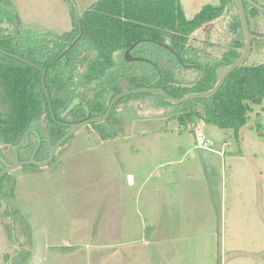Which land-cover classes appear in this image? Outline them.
Segmentation results:
<instances>
[{
    "label": "rangeland",
    "instance_id": "374dc122",
    "mask_svg": "<svg viewBox=\"0 0 264 264\" xmlns=\"http://www.w3.org/2000/svg\"><path fill=\"white\" fill-rule=\"evenodd\" d=\"M11 1L25 27L63 34L73 29L70 3L82 15L97 0ZM180 1L188 20L205 5H223L222 0ZM226 4L220 17L190 36L188 57L220 59L237 40H246L235 1ZM247 10L256 38L245 65L264 64V14ZM129 64L122 72L140 71ZM176 74L182 80L196 76ZM183 116L181 107L133 97L119 104L114 124L76 132L49 166L9 172L8 215L23 221L12 231L27 233L22 264H33L38 232L46 234L44 264H134L136 241L150 237L158 238L154 244L171 242L177 254L191 256L190 264H264L259 195L261 189L264 194V103L254 106L238 136L202 120L184 125ZM43 128L37 124L33 130ZM198 132L210 148H197ZM35 133L32 149L40 142ZM49 141L40 161L50 155ZM11 154L4 155L9 162ZM3 169L0 163V173ZM166 215L182 224L164 232ZM4 235L0 230V242ZM147 252L155 258L154 251Z\"/></svg>",
    "mask_w": 264,
    "mask_h": 264
},
{
    "label": "trees",
    "instance_id": "16d2710c",
    "mask_svg": "<svg viewBox=\"0 0 264 264\" xmlns=\"http://www.w3.org/2000/svg\"><path fill=\"white\" fill-rule=\"evenodd\" d=\"M222 1V6L205 5L192 20L186 18L180 0H97L82 15L70 3L73 29L55 34L25 27L13 2L0 0V47L46 71V87L56 118L50 114L42 73L0 54V153L3 148L11 150L25 144L35 133L34 125L43 124L45 128L35 133L42 145L37 160H42L48 149L46 140L55 145L68 133L64 125L107 113L111 101L123 92L119 76L127 79L131 88H160L176 98L215 88L219 82L217 71L240 58L246 40H237L220 59L206 61L187 54L190 36L224 12L229 0ZM252 1L264 7L260 0ZM247 6L251 5L246 4L249 19ZM237 17L239 28L235 26V31L239 29L246 38L239 13ZM144 40L169 43L185 64L198 65L202 70L184 68L170 52ZM138 41L141 43L132 55L151 60L158 70L146 63H133L138 73L122 72L131 65L124 59L125 52ZM176 71L196 76L182 80ZM143 96L181 107L184 125L202 120L222 130H233L238 136L248 124L254 106L264 103V64L242 66L228 77L216 96L206 100L176 105L150 94L125 97L116 103L106 121L94 126L114 124L120 103Z\"/></svg>",
    "mask_w": 264,
    "mask_h": 264
},
{
    "label": "water",
    "instance_id": "95a60500",
    "mask_svg": "<svg viewBox=\"0 0 264 264\" xmlns=\"http://www.w3.org/2000/svg\"><path fill=\"white\" fill-rule=\"evenodd\" d=\"M235 2H236L237 10H238V13L240 15L241 22H242V28H243V31H244V34L246 37V46H245L243 53L241 54L240 58L237 61H235L229 67L221 68L217 71V75L219 77V82L215 88H213L212 90L207 91V92L191 94V95H188L184 98H176V97L171 96L167 91L160 89V88H135V89L129 88L130 84L125 79L122 78L119 81V85L122 87L123 92L118 94L111 101L107 113L104 114L103 116L90 118V119L85 120V121L78 123V124L64 125V126L68 127V133L61 140H59L55 145L50 144V155H49L48 159H46L45 161H37L35 159V157L29 161H20L18 158V160L15 163L8 164L7 162H5L3 160V158L0 155L2 163L5 166V169L0 174V180L4 176H6L9 172H11L12 170H14L18 167H23V166L47 167V166H49L54 161L57 150L62 145H64L67 140H69L76 132H78L80 129H82L86 126L98 124V123H102V122L106 121L110 117L116 103L125 97L131 96V95L150 94V95H156V96L164 97L171 104L184 105V104H187L189 102L196 101V100H206V99H210V98L216 96L219 93V91L223 88L228 77L233 72H235L236 70H238L239 68L244 66L245 63L247 62L248 58L250 57L251 53H252V45H253V41L256 38V36L251 31L248 15L246 12V4H249V5L253 6L254 8L258 9L259 11H261L262 13H264V7L260 6L259 4H257L256 2H254L252 0H235ZM144 41H149L153 44H156V45L164 48L165 50L170 52L176 58V60L178 61V63L181 66H183L186 69L202 70L200 68V66H198V65L185 64L184 61L182 60L181 56L167 43H163V42L155 41V40H144ZM140 43H141V41L134 43L125 52V54H124L125 61L128 63H146V64H149V65L155 67L158 70V66L154 62H152L151 60H148L146 58L136 57V56L132 55V50L137 45H139ZM0 54L7 56V57H10V58H13V59L18 60V61H21L23 63H26V64L38 69L42 73L41 83H42V87H43V90H44V93H45V96H46V99L48 102L50 114H51L52 118L54 120H56L54 110H53V106H52V102H51V98H50L49 92H48L47 87H46V82H45L46 71L42 67H40L39 65H37V64H35L29 60H26L22 57H19L17 55L10 54V53L4 51L1 47H0ZM18 150H19V147L14 149V152L16 155H17ZM46 250H47L46 234H45V232H38V234H37V249H36V255H35V259H34L33 264H44L45 256H46Z\"/></svg>",
    "mask_w": 264,
    "mask_h": 264
},
{
    "label": "flooded vegetation",
    "instance_id": "af4514ba",
    "mask_svg": "<svg viewBox=\"0 0 264 264\" xmlns=\"http://www.w3.org/2000/svg\"><path fill=\"white\" fill-rule=\"evenodd\" d=\"M120 79H122V77L119 78L118 83ZM125 80L128 82L127 79ZM129 88H131V86H129ZM88 106L89 108H91L90 102L88 103ZM49 144H52V143H49ZM18 147H19V150L17 152V155L14 152L15 148L11 150H9L8 148H3L2 153H0L3 160L7 162L8 164L15 163L18 160V158L20 161H25L23 159H25L26 156L27 157L30 156L29 160H31L34 157L37 160L38 155L40 154V152H42L41 143L39 142L37 144L36 149H32L33 145H32L31 139L29 138L26 139L25 144L18 146ZM10 151L14 159L13 162H9L4 158V155L7 156L10 153ZM0 163L2 166H4L1 158H0ZM4 169H5V166H4ZM6 176H4L0 180V230H2L5 233L3 240L0 242V264H22V260H25L27 256V233H26V229H24L22 234L20 235L13 234L14 230L12 231V228L16 226L15 223H17L18 221L22 223L23 221L18 220L16 218L15 219L9 218L8 214L12 207V199L9 197V194L6 193V190H7V186L5 183ZM15 256L18 257L17 261L14 260Z\"/></svg>",
    "mask_w": 264,
    "mask_h": 264
},
{
    "label": "crops",
    "instance_id": "0c3cea01",
    "mask_svg": "<svg viewBox=\"0 0 264 264\" xmlns=\"http://www.w3.org/2000/svg\"><path fill=\"white\" fill-rule=\"evenodd\" d=\"M259 195H260V201H261L260 203L263 205L264 204L263 189H261V191L259 192ZM168 215L170 216V214ZM168 215H166L165 221H164V224H167V225L166 226L163 225L164 232L169 231V227L171 229L172 226L176 227L182 224L181 220L174 219V218H167ZM157 239L158 238L150 237L142 241H136L137 244L134 245V250H133L134 256L132 257L134 258V264H181V263L190 264L191 263L192 261L191 256H190V259H188V257L183 256V252H181L180 254H177L174 251V247L171 244V242L164 241V243L160 242V243L154 244V242ZM138 245L143 247L142 250L136 249ZM147 250L154 251L153 253L155 255V258L152 259V256H151L152 253H148Z\"/></svg>",
    "mask_w": 264,
    "mask_h": 264
},
{
    "label": "built area",
    "instance_id": "2783aa9c",
    "mask_svg": "<svg viewBox=\"0 0 264 264\" xmlns=\"http://www.w3.org/2000/svg\"><path fill=\"white\" fill-rule=\"evenodd\" d=\"M197 138V148L199 149H208L210 148V142L205 138L202 132L196 134Z\"/></svg>",
    "mask_w": 264,
    "mask_h": 264
}]
</instances>
